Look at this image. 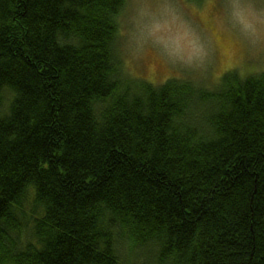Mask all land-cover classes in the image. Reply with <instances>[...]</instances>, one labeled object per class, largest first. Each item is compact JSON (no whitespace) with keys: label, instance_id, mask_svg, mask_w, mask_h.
<instances>
[{"label":"trees","instance_id":"16d2710c","mask_svg":"<svg viewBox=\"0 0 264 264\" xmlns=\"http://www.w3.org/2000/svg\"><path fill=\"white\" fill-rule=\"evenodd\" d=\"M126 3L0 0V264H264V71L133 78Z\"/></svg>","mask_w":264,"mask_h":264},{"label":"rangeland","instance_id":"374dc122","mask_svg":"<svg viewBox=\"0 0 264 264\" xmlns=\"http://www.w3.org/2000/svg\"><path fill=\"white\" fill-rule=\"evenodd\" d=\"M119 22L117 46L133 78L212 88L233 69L264 71V0H127Z\"/></svg>","mask_w":264,"mask_h":264}]
</instances>
